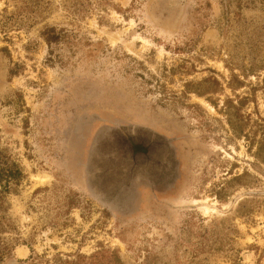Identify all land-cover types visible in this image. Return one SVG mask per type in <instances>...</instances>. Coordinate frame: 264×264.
<instances>
[{
	"label": "rangeland",
	"instance_id": "1",
	"mask_svg": "<svg viewBox=\"0 0 264 264\" xmlns=\"http://www.w3.org/2000/svg\"><path fill=\"white\" fill-rule=\"evenodd\" d=\"M9 161L0 264H264V0H0Z\"/></svg>",
	"mask_w": 264,
	"mask_h": 264
},
{
	"label": "trees",
	"instance_id": "2",
	"mask_svg": "<svg viewBox=\"0 0 264 264\" xmlns=\"http://www.w3.org/2000/svg\"><path fill=\"white\" fill-rule=\"evenodd\" d=\"M50 37H48L49 39ZM22 175L21 169L18 166L17 163L14 161H9L6 165L0 166V187L3 185L4 187H1L2 189H5V185H7L10 180H18V178ZM4 179L2 182L1 180ZM2 244V238L0 236V260L4 257L6 254L5 249L3 248Z\"/></svg>",
	"mask_w": 264,
	"mask_h": 264
},
{
	"label": "bare ground",
	"instance_id": "3",
	"mask_svg": "<svg viewBox=\"0 0 264 264\" xmlns=\"http://www.w3.org/2000/svg\"><path fill=\"white\" fill-rule=\"evenodd\" d=\"M126 30V29H125ZM117 35H114L113 38L111 39L112 43H115L117 40L121 39V32L116 33ZM37 178H41V175H37ZM194 203H200L199 205V209L202 210L204 213H216L218 210L210 205L204 204L205 200H198V199H193ZM16 251L18 253V255L20 256H24L27 253V248L25 246H18L16 248Z\"/></svg>",
	"mask_w": 264,
	"mask_h": 264
},
{
	"label": "water",
	"instance_id": "4",
	"mask_svg": "<svg viewBox=\"0 0 264 264\" xmlns=\"http://www.w3.org/2000/svg\"><path fill=\"white\" fill-rule=\"evenodd\" d=\"M154 16H155V15H154ZM154 18H155L158 22L162 23L161 20H160V17H158V15H156Z\"/></svg>",
	"mask_w": 264,
	"mask_h": 264
}]
</instances>
